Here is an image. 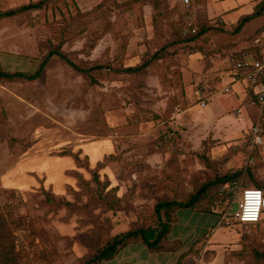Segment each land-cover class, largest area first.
Returning <instances> with one entry per match:
<instances>
[{"label":"rangeland","instance_id":"rangeland-1","mask_svg":"<svg viewBox=\"0 0 264 264\" xmlns=\"http://www.w3.org/2000/svg\"><path fill=\"white\" fill-rule=\"evenodd\" d=\"M38 1L0 0V11ZM192 3L207 29L190 40L181 34L182 0H47L0 19L3 70L35 73L54 48L84 67L106 66L80 73L55 55L36 79H0V211L6 210L5 236L16 244L18 264H81L111 237L157 223L159 201L185 200L219 176L241 173L243 184L264 188V145L251 147V124L243 113L233 115L240 103L234 91L224 92L227 84H218L222 70L213 63L232 55L223 54L214 36L233 35L234 27L221 31L206 22L222 13L236 22L253 5ZM148 60L138 72L116 71ZM167 125L184 143L183 153L155 148ZM105 137L120 143L116 158H105L96 172L87 169L77 146ZM42 150L81 154L76 184L54 198L41 186L7 188L6 174ZM217 190L206 203L220 213L236 211L234 197L221 201ZM178 217L170 238L183 240L179 251L151 253L136 242L95 264H178L182 252L180 264H264V212L258 225H218V217L210 229L212 217L192 209L181 208Z\"/></svg>","mask_w":264,"mask_h":264},{"label":"trees","instance_id":"trees-1","mask_svg":"<svg viewBox=\"0 0 264 264\" xmlns=\"http://www.w3.org/2000/svg\"><path fill=\"white\" fill-rule=\"evenodd\" d=\"M47 0H41L38 2H31L29 4L20 6L18 8H14V9H10L7 11H0V19L5 18V17H9V16H13L16 15L20 12H24V11H28V10H34V9H39L43 6V4H45ZM264 12V0H262L260 3H258V6L256 8V11L254 14H249L246 15L245 17H243L241 19V21H239L238 26L234 29V32L237 33L241 30V28L247 23L249 22L252 18H254L257 15H260ZM200 17H198L196 15V19H197V25H198V31L195 34H189V35H184L182 33V27H181V34L183 36V39L186 40H190V39H197L201 34V31H204L207 29V27L205 26V24H203V22L199 19ZM208 21H206L208 23V27H212V28H218L221 29V31L224 30L223 24H224V20L221 17H217V19L212 21H209V19L207 18ZM211 20V19H210ZM221 24V26L219 27V25ZM256 40V39H255ZM254 40V42H255ZM257 47L253 46V47H247L244 48L242 50L239 51H235L231 57L234 56H238L240 53L242 52H247V53H253L255 54L256 57L260 58L262 57L264 54H256V50ZM59 56L62 60H64L68 65H70L72 68H74L76 71L80 72V73H91L95 70H100V69H104L106 68V66L103 65H93L91 67H84L80 64H77L75 61H73L71 58L68 57L67 54L63 53L60 51L59 48H54L52 50H50V52L47 54L46 58L41 62L39 69L35 72V73H26L23 71H7V70H3L0 67V79H4V80H16V79H23V80H33L38 78L42 72L44 71V68L48 62V60L53 57V56ZM149 60L147 62H144L140 65L137 66H128V67H120L118 69H116V71L118 72H126V73H135L138 72L144 68H146L149 65ZM110 67H108L109 69ZM231 70L233 69L230 68ZM234 71V69L231 71V73ZM251 98V96H249ZM251 105L248 106V111L250 114V118L251 120H255L256 119V113L254 111V108ZM251 110H253V113L251 112ZM168 124V123H167ZM172 135L173 138V142H175V144L177 145V147H181L182 150H172L174 152H179V153H183L184 152V143H182L179 139V137L176 136V133H174V129L172 130L170 125H167L163 131V133L161 134V136L155 141V148L158 151H164V149L161 147V145L165 142V135ZM113 145H114V149L115 152L116 149L118 148V141L113 139ZM119 142L120 139H119ZM118 150V149H117ZM118 154V152H117ZM117 154H111L109 156H107L106 158L108 159L109 157L113 156V158H116ZM80 155H76L75 159L77 161H79ZM101 162L97 167L95 168H91L89 166V163L86 162V167L87 169H91L94 170V172H96L98 170V168H100V165H102ZM103 166V165H102ZM105 166V165H104ZM75 173L82 174L79 171H76ZM78 175H76L78 177ZM240 175L241 173H234V174H229V175H225V176H219L214 180L208 181L203 183L198 189L197 191L191 193L189 195V197L185 200L180 199L179 197H175L172 199H168V200H162L159 201L158 203H156L155 205V210L158 216V222L152 225H148V226H139L136 227L134 229H130L126 232L120 233L115 235L114 237H111L110 239H108V241L97 247L96 251L93 253L92 256L86 258L81 264H95L97 262H101L103 260H110L112 258H114L116 255H118V253L123 250L126 246H128L129 244L132 243H136V242H140L143 243L149 252L151 253H162V252H175V251H179L182 248V241L178 240V239H171L170 238V232L172 230L173 225L178 221V211L181 208H189L192 209L194 211H200L203 213H208V214H214L218 217H220L223 212L226 209H223V211L220 213L219 211L215 210L213 208L214 205H212V203L207 204L205 198L206 196L209 194L210 190L214 187V188H218L217 192L219 195L220 200H227V195H230V197L232 198L231 194H227L224 193L221 190V186L224 185L225 183L228 182H232V181H239L240 179ZM108 179L111 181V179L108 177ZM241 180V179H240ZM248 186L251 187H256V188H261L264 190V188H262V186L260 184H258V186L255 185H249ZM44 190H48V194L51 192L50 196L52 195L54 198V195H56L57 193H55L54 191H51L50 189H47L45 187ZM49 200H51L49 198ZM1 208V206H0ZM4 211L6 210H2L0 211V259L1 262L3 261L4 264H18L17 262V253H16V244L15 242L11 239L8 240V238H6L5 233L7 232L4 229V225L5 224V213ZM7 213V212H6ZM218 222V221H217ZM262 222V221H261ZM260 222V223H261ZM258 223V224H260ZM236 224H241V225H253L252 223H236ZM256 224V225H258ZM208 232H206L203 237L207 236ZM259 256L261 255V253H257ZM186 254H184L183 252L179 255V259H178V264H180V262L182 261V258L185 256ZM128 264V263H125Z\"/></svg>","mask_w":264,"mask_h":264},{"label":"crops","instance_id":"crops-1","mask_svg":"<svg viewBox=\"0 0 264 264\" xmlns=\"http://www.w3.org/2000/svg\"><path fill=\"white\" fill-rule=\"evenodd\" d=\"M261 1L262 0H251V5H253L252 11L242 15L241 18L236 22H227L224 19V13L220 14V16L218 15L217 17H221L224 20L223 26L227 28L234 27L235 29L238 26L239 21H241L243 17L255 13L258 3H260ZM207 12L209 16H211L209 11H206V13ZM259 19H262V21H258ZM234 29L232 31H234ZM214 37L218 41V47L224 51L223 54H233L235 51L253 46L257 47V49H255L257 55L264 54V12L252 18L241 28L239 32L234 33L233 35L229 34L227 36L217 34ZM226 42L229 43L222 46V44ZM231 58V55L228 58H223V56L221 55L215 58V61L213 63L215 64V66H221L218 70H222V76L220 77L221 79H218L217 81L218 84H227L230 82V73L233 70L230 69L232 68ZM236 85H238L239 87H237ZM232 91H234L233 96L237 104L240 103L239 105L241 106V108L243 107V119L245 120V122H249V124H251L250 114L248 111L250 97L245 91L244 83L236 82L232 84L231 92ZM77 149L82 154L83 158H85L89 163V166L91 168L97 167L101 162H104L107 156L115 153L113 141L109 137L82 142L77 146ZM45 151H47L48 153H46ZM53 152L54 151L52 150L37 151V154L25 158L16 168V170H14L11 174H6V176L4 175L5 179H7L5 180V186L12 189H27L41 186L50 190L52 188L51 191H56L55 193L62 194L68 189V187L76 184L77 180L74 178V176L76 175L75 172L79 171L80 173H82V171L78 169L79 166L74 164L76 159H74L71 155H65L64 153L58 154V152L56 154H53ZM109 172V166H104L103 174L108 176L112 181L113 179ZM75 177L77 178V176ZM9 185L11 187H8ZM194 212L203 216L212 217L211 223L206 229H210V227H212V224L217 221V216L214 214L203 213L200 211ZM179 221L180 219L178 217V221L176 223H178Z\"/></svg>","mask_w":264,"mask_h":264},{"label":"built area","instance_id":"built-area-1","mask_svg":"<svg viewBox=\"0 0 264 264\" xmlns=\"http://www.w3.org/2000/svg\"><path fill=\"white\" fill-rule=\"evenodd\" d=\"M185 6V21L182 24L184 35L194 34L198 30L196 14L192 0H182ZM234 69L230 73V82L224 88L225 93L231 92L232 84L243 82L245 91L251 98L249 105L254 108L256 119L251 121L249 131V141L251 147L264 145V55L260 58L253 53L242 52L238 56L231 58ZM202 90L204 87L201 88ZM200 106H207V98L204 94L200 99ZM243 113L241 108L235 112V116ZM172 135H165V142L161 147L165 151L182 150L172 141ZM224 193L231 194L237 202V210L233 213L226 209L220 216L218 225H234L236 223H252L256 225L263 221L264 212V190L251 187L240 181H232L221 186Z\"/></svg>","mask_w":264,"mask_h":264}]
</instances>
